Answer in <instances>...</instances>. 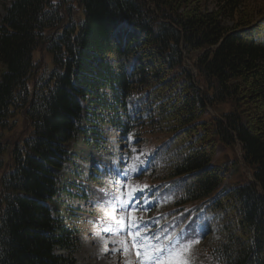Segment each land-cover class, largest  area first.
<instances>
[{
  "label": "trees",
  "instance_id": "1",
  "mask_svg": "<svg viewBox=\"0 0 264 264\" xmlns=\"http://www.w3.org/2000/svg\"><path fill=\"white\" fill-rule=\"evenodd\" d=\"M206 1L9 0L0 21V136L15 114L29 132L7 170L0 145V264H79L85 210L66 200L89 199L75 159L97 166L92 158L110 151L108 127L127 141L138 127L172 131L221 104L230 108L209 131L183 140V126L156 156L175 210L202 202L216 219L219 237L201 264H264V24L251 22L248 0ZM41 46L50 65L37 76ZM173 71L182 101L159 92L167 84L158 78ZM208 137L238 142L251 179L223 184Z\"/></svg>",
  "mask_w": 264,
  "mask_h": 264
},
{
  "label": "rangeland",
  "instance_id": "2",
  "mask_svg": "<svg viewBox=\"0 0 264 264\" xmlns=\"http://www.w3.org/2000/svg\"><path fill=\"white\" fill-rule=\"evenodd\" d=\"M8 3L9 0H0V21L4 15L5 6L8 5ZM214 4L215 0L206 1V5L208 7H212ZM246 5L244 8L245 11L253 9L251 13V22L259 27H262L264 24V0H248L246 2ZM200 51L201 50L193 52L192 57H194ZM33 57L37 62L36 75L38 76L47 66L50 65L49 55L41 46L34 52ZM185 63L187 70H189L191 73L192 79L196 80V78H198V75L194 68L192 59H186ZM178 79L181 80V73L176 71L169 72L165 77H159V81L167 84L166 86H163L161 91H159L160 94L166 95L173 92L174 94L171 95L174 96L169 97H175L176 99L182 101L183 89H179V86L175 87L176 81ZM162 103L166 104L165 97H163ZM229 108V104H221L216 108L207 106L204 109L198 110L194 118L188 125H183V122H180V124L177 127L173 128L172 131H160L157 133L143 132L142 137L145 140L141 143V148L138 149H142V151L141 153L133 155L135 163H137L139 160L144 161L145 157L156 145H159L160 143H162V141L172 136L175 130L183 126H185L184 128H187V130H184L179 135L183 140L190 139L191 141L193 140L194 136H197L200 132H202V130L209 131V126L213 117L217 116L218 113L223 110H229ZM11 119H13V121L11 122V126L7 130H4L0 136V145H3L6 148L5 152L2 155V170H7L12 166L11 153L29 132L28 123L20 115L15 114L10 118V120ZM205 140L207 141L205 143L204 141L201 142V145L204 143L203 146H205L207 150L210 151L211 160L214 163L220 165V167L223 169V184H233L241 182L244 179L251 178V170L244 163L241 154V147L237 142L233 145L228 146L219 144L217 140L211 142L209 137ZM198 141L199 140L196 139L192 143L195 144L198 143ZM128 145L131 146L132 143H128ZM161 145L162 144H160V146ZM114 152L118 153L119 155H113L110 158L111 163H108L104 166L108 169L113 167L112 170L110 172L107 171V175L104 174L103 170H101L104 178L101 179L99 184H93V187L96 190V192L93 191L95 195L91 198V200L81 203L84 210L87 211L86 213L88 216L86 217V220H83L82 222V230L79 233V248H77L73 253L74 257L80 264H145L147 255L151 254V252L145 253L144 250L140 255L134 253L131 247L128 246V243H126V245L121 243V241H126V239L120 236L116 231L118 225L115 221H113L112 217L115 216L117 219H119V217L125 214L124 212L118 210V206H116V208L113 207L112 197L117 193V189L120 183L125 181L124 179H121L119 175L114 174V171L123 169L120 168V163L127 164V144L118 146L117 142ZM125 167H127V165H125L124 168ZM160 170L161 167L159 166L156 171L157 175L154 177L162 176L161 174H159ZM156 173L153 172L152 174L155 175ZM163 179L167 178H160L159 181ZM131 183L133 185L141 186L142 189L145 185L147 186V188L156 189L158 187V183L151 182L147 178L132 180ZM169 191L171 192V190L169 189L165 190L164 193H162V195H160V197L154 201V207H152V209H154L152 213H146V215H148L149 217H154L155 223H157V227H164L166 226V224H173V221L171 220L176 219V217L181 218L182 215H184L185 218L187 217V222L191 221L195 218L196 211L199 208L204 209L205 207L202 202L196 205L188 204L182 208L179 214L177 213V215L168 216L167 212L172 208ZM143 196L144 194L138 197V203L141 202L139 200L143 198ZM141 204L146 205L144 202H142ZM143 212L144 210L141 209L140 211H137L135 213L137 220L142 219V221H145L148 218L147 216L142 214ZM198 219V231L200 233H202L203 230H206L207 224H211L210 227L212 229V232L209 235L205 234L201 237V240L204 239V244L210 245L212 241L217 237V234L214 230L215 226L211 222V215L205 214L201 211L198 214ZM105 229H111V231H105ZM186 243H190L187 244L188 246L191 245L190 241H186ZM176 253L179 254L177 255ZM204 259L205 258L203 257H199L198 259H196V261H194V264L202 263ZM152 260H154L152 264H192L187 249H184L183 251L180 250L179 252L175 250L172 255H167L165 258L164 256L160 257L159 259L152 257Z\"/></svg>",
  "mask_w": 264,
  "mask_h": 264
},
{
  "label": "snow or ice",
  "instance_id": "3",
  "mask_svg": "<svg viewBox=\"0 0 264 264\" xmlns=\"http://www.w3.org/2000/svg\"><path fill=\"white\" fill-rule=\"evenodd\" d=\"M134 151V150H133ZM138 159V158H137ZM137 170L136 166L129 165V167L125 170L124 181L121 182L117 193L112 197L113 207L116 208L118 206V210L126 213L117 219L115 216L112 217L113 221L118 225L116 231L118 233H123L131 237L133 246L138 248V255L140 254L139 248L142 246L145 253L151 252V255L148 256V259L151 260L153 256L157 259L163 257L167 252L168 255H172L175 251L171 240L168 245H160L158 237H149L145 239L144 236L140 233L139 229L142 226V222L137 220L135 213L140 211V204L137 202L138 197L136 195L137 191H143L147 188L145 185L143 189L139 185H133L131 183V175L128 173L135 172ZM105 231H111V229H105ZM121 243L126 245V241H121ZM179 246L177 245L176 248ZM177 255L179 253H176Z\"/></svg>",
  "mask_w": 264,
  "mask_h": 264
}]
</instances>
